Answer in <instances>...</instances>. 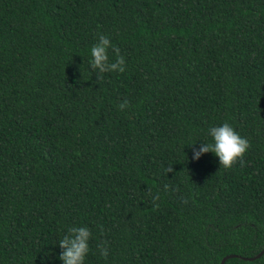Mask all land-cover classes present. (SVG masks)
Instances as JSON below:
<instances>
[{
  "label": "trees",
  "instance_id": "obj_1",
  "mask_svg": "<svg viewBox=\"0 0 264 264\" xmlns=\"http://www.w3.org/2000/svg\"><path fill=\"white\" fill-rule=\"evenodd\" d=\"M223 122L242 157L192 159ZM73 224L85 264H264V0H0V264H61Z\"/></svg>",
  "mask_w": 264,
  "mask_h": 264
},
{
  "label": "clouds",
  "instance_id": "obj_2",
  "mask_svg": "<svg viewBox=\"0 0 264 264\" xmlns=\"http://www.w3.org/2000/svg\"><path fill=\"white\" fill-rule=\"evenodd\" d=\"M109 48L115 56L114 60L109 59ZM88 69L95 72L98 79L101 73L123 72L125 71V58L120 53L119 47L112 43L109 35L97 33V38L89 48ZM128 106L125 99L119 104L120 109ZM208 140L195 139L184 143L189 145L192 150V159H198L203 153L211 151L217 158L219 165L229 168L247 150L249 141L228 122L211 125L206 130ZM202 141L199 145L195 141ZM170 171V167H169ZM92 233L85 225H69L59 234L55 243H58L60 251L57 253L61 264H85L87 254L90 251V239ZM107 242L97 244L98 255L107 257L109 248ZM50 259L48 253L41 257L42 264Z\"/></svg>",
  "mask_w": 264,
  "mask_h": 264
},
{
  "label": "water",
  "instance_id": "obj_3",
  "mask_svg": "<svg viewBox=\"0 0 264 264\" xmlns=\"http://www.w3.org/2000/svg\"><path fill=\"white\" fill-rule=\"evenodd\" d=\"M263 253H264V245H263V248H262V249L258 252V254H256L255 256H253V257H243V258H244V259H248V260H252V259H254V258H258V257H260ZM236 256H238V255H236V254H228V255L224 256V257L221 259V261H220L219 264H224V262H225V260H226L227 258L236 257Z\"/></svg>",
  "mask_w": 264,
  "mask_h": 264
}]
</instances>
